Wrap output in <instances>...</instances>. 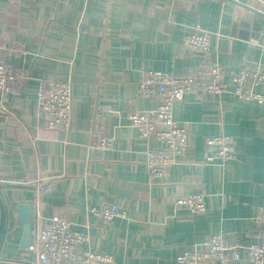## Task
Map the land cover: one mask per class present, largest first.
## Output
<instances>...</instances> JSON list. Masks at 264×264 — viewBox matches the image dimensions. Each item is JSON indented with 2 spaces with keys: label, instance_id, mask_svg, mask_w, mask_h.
Masks as SVG:
<instances>
[{
  "label": "crops",
  "instance_id": "0c3cea01",
  "mask_svg": "<svg viewBox=\"0 0 264 264\" xmlns=\"http://www.w3.org/2000/svg\"><path fill=\"white\" fill-rule=\"evenodd\" d=\"M195 26L213 34L211 56L222 64L224 82L246 63L264 66V0L0 1V63L24 76L7 111L0 102V264H36L32 252L20 251L22 225L13 230L10 220L11 206L22 204L31 208L30 241L40 217L58 216L89 233V248L111 255L110 264H174L213 234L242 246L263 241L256 217L264 210V103L229 92L174 102L187 148L161 179L145 166L146 150L159 145L139 139L127 120L155 107L137 94L144 72L183 77L195 70L200 56L181 45ZM46 82L70 83L69 131L47 128L36 110V90ZM215 134L235 139L234 159L204 162V138ZM102 136L113 138L110 148L88 147ZM199 192L204 213L175 210L180 196ZM105 205L125 218L94 225L87 209ZM240 257L231 264H250L244 251Z\"/></svg>",
  "mask_w": 264,
  "mask_h": 264
},
{
  "label": "built area",
  "instance_id": "2783aa9c",
  "mask_svg": "<svg viewBox=\"0 0 264 264\" xmlns=\"http://www.w3.org/2000/svg\"><path fill=\"white\" fill-rule=\"evenodd\" d=\"M212 35L195 26L183 36V50L200 56L197 67L189 75L179 77L170 72L148 71L142 74L138 82V96L153 100L155 107L152 110L131 112L127 120L137 131L139 139L153 140L159 145L145 152V166L152 179L163 178L179 163L187 148L186 129L173 117L174 102L186 95L199 99L205 96L220 97L229 92L241 101L264 103V66L259 63H246L231 75L228 82H224L223 66L211 56ZM5 49L21 56L26 55V52L19 48ZM261 50L264 51V48L261 47ZM23 80V74L0 63V102L3 111H7L8 97ZM35 106L37 112L43 116L47 128L69 131L72 118L69 82L41 83L35 93ZM97 111L111 112L106 107H99ZM112 141V137L102 136L92 140L88 147L108 149L112 146ZM236 154V143L232 136L215 134L204 138L206 164H223L234 159ZM174 207L175 210H186L191 214L200 215L205 211V195L202 192L184 194L176 200ZM87 214L93 218L94 225L101 228L109 226L116 218H125V212L115 205L89 207ZM256 219L264 230V210L258 213ZM89 241V233L75 231L72 224L61 217H40L27 251L35 255L36 264L113 262L111 255L91 250ZM241 251H244L248 263L264 264V239L258 244L242 246L223 234L210 235L198 248L180 252L175 257L174 264H231L241 259Z\"/></svg>",
  "mask_w": 264,
  "mask_h": 264
},
{
  "label": "water",
  "instance_id": "95a60500",
  "mask_svg": "<svg viewBox=\"0 0 264 264\" xmlns=\"http://www.w3.org/2000/svg\"><path fill=\"white\" fill-rule=\"evenodd\" d=\"M8 186H13L16 184H9L6 183ZM10 220L13 224V230L16 228L17 224L22 225L23 235L22 240L20 242V251L27 252V247L30 243V229H31V208L29 205H18L14 207L11 206L10 209ZM5 223H6V209L4 207V204L0 198V244L2 241V236L4 234L5 229ZM12 236V234H10Z\"/></svg>",
  "mask_w": 264,
  "mask_h": 264
}]
</instances>
